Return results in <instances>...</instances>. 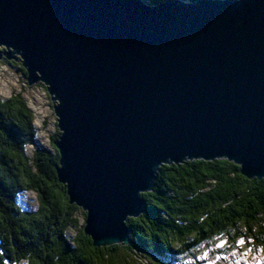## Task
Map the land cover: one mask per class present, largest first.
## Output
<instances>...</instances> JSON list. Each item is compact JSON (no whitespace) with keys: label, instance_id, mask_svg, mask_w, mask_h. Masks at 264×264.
Wrapping results in <instances>:
<instances>
[{"label":"water","instance_id":"1","mask_svg":"<svg viewBox=\"0 0 264 264\" xmlns=\"http://www.w3.org/2000/svg\"><path fill=\"white\" fill-rule=\"evenodd\" d=\"M2 59L46 89L95 247L129 243L162 166L264 178V0H0Z\"/></svg>","mask_w":264,"mask_h":264},{"label":"trees","instance_id":"2","mask_svg":"<svg viewBox=\"0 0 264 264\" xmlns=\"http://www.w3.org/2000/svg\"><path fill=\"white\" fill-rule=\"evenodd\" d=\"M0 63L26 79L20 62ZM58 135L56 127L51 150L40 147L24 99H0V264H167L220 239L231 249L238 239L264 249V178L247 179L226 159L160 167L154 189L140 195L144 211L125 221L129 243L95 247L86 214L70 204L56 173ZM28 192L38 201L34 211L20 202Z\"/></svg>","mask_w":264,"mask_h":264},{"label":"rangeland","instance_id":"3","mask_svg":"<svg viewBox=\"0 0 264 264\" xmlns=\"http://www.w3.org/2000/svg\"><path fill=\"white\" fill-rule=\"evenodd\" d=\"M14 94H19L33 112L34 125L37 130V144L46 150H51L50 139L56 130V118L53 114L51 101L45 87L36 85L29 87L26 79L16 69L0 63V99L5 100ZM20 202L27 210L34 211L37 208L38 201L36 195L32 192L23 193L20 196ZM80 221L82 220L80 219ZM73 233L74 231L71 230L70 236ZM212 247L209 245L201 248L182 264H200L201 261L209 258L208 254L214 252ZM223 250H228V255H225L226 257L213 256L214 260H209L211 263L207 262V264H217V262L220 264H224V262L226 264H238L240 261L239 264H259V261H264V256L259 255L260 249L252 251L249 260H246V254H239L236 249L229 248L228 244L222 248ZM260 264H263V262Z\"/></svg>","mask_w":264,"mask_h":264},{"label":"bare ground","instance_id":"4","mask_svg":"<svg viewBox=\"0 0 264 264\" xmlns=\"http://www.w3.org/2000/svg\"><path fill=\"white\" fill-rule=\"evenodd\" d=\"M161 2H166V1H161ZM224 241V240H223ZM232 257V256H231ZM264 264V263H263Z\"/></svg>","mask_w":264,"mask_h":264}]
</instances>
